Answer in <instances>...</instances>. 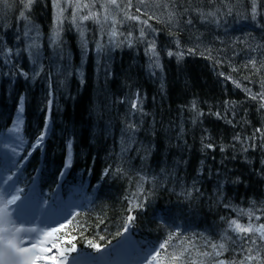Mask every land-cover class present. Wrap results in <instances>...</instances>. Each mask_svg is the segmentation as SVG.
I'll return each instance as SVG.
<instances>
[{"label": "trees", "instance_id": "1", "mask_svg": "<svg viewBox=\"0 0 264 264\" xmlns=\"http://www.w3.org/2000/svg\"><path fill=\"white\" fill-rule=\"evenodd\" d=\"M164 1L0 0V176L65 264H264V0Z\"/></svg>", "mask_w": 264, "mask_h": 264}, {"label": "rangeland", "instance_id": "2", "mask_svg": "<svg viewBox=\"0 0 264 264\" xmlns=\"http://www.w3.org/2000/svg\"><path fill=\"white\" fill-rule=\"evenodd\" d=\"M162 4L167 5L164 0H160ZM23 105V101H22ZM23 112L21 111V102L18 107L15 120L13 121L10 130L18 137V143L23 142ZM19 127V132L15 129ZM17 190L12 182H9L6 178L0 176V209L4 208L6 200L11 199L13 196H17ZM71 206H75L74 201L70 203ZM69 210L57 209L48 204H39L36 200H22L19 198L14 204L7 206L6 222L0 219V235L7 236L14 244L19 248H29V256L34 258L35 256H56L57 248L53 246L52 237H45L43 234L50 231L53 228H57L62 224L65 218L68 216ZM3 213H0V217H3ZM17 228L23 229H36L35 232L21 231L16 232ZM7 229L5 232L4 230ZM3 241L0 240V245ZM36 247L33 249L32 245ZM51 248L50 252H43L42 249ZM94 256H85V259L77 264H94ZM138 262V261H136ZM51 261H45L43 259L37 260L36 264H51ZM158 262H152L151 264H157Z\"/></svg>", "mask_w": 264, "mask_h": 264}, {"label": "snow or ice", "instance_id": "3", "mask_svg": "<svg viewBox=\"0 0 264 264\" xmlns=\"http://www.w3.org/2000/svg\"><path fill=\"white\" fill-rule=\"evenodd\" d=\"M31 2H32V0H28V6H30ZM110 3L116 4V0H110ZM76 7L79 10L81 8V5L79 3H77ZM83 7H87V5H84ZM62 12H63V9H60V14H62ZM252 12L253 13L256 12L255 6L252 8ZM60 14H58V17H57L58 19H60ZM131 18L132 19H139L138 17H135V16H133ZM72 19H73V22L76 21L77 16H76L75 13H73ZM79 19L82 20V21H86V20H89V19H95L98 22V14L97 13H91L89 15H84L82 17H79ZM105 19H107V17H105ZM112 34L116 35L115 32H113ZM57 35H58V33H57ZM140 35L141 36L145 35L143 30H141ZM152 50H153V54L155 55V51H154L155 50V45H154V43L152 44ZM168 55L172 56V55H174V53L173 52H169ZM177 55L182 57L183 53H178ZM250 63L252 64L253 67H255V65H256V61L255 60L250 61ZM156 66L159 67L158 61H157ZM25 75H26V73H25ZM258 97L261 100H264V93H257L256 95H253L252 99H257ZM139 103H140V101L137 98V100H135L133 102L132 107L133 108H138ZM193 107H195V104H193ZM262 107H264V105H262ZM22 110L23 109H22V101H21V111ZM217 115H219V113H217ZM131 127H134V126H131ZM45 129H47V125H45ZM15 131L19 132V127H17L15 129ZM45 134H46V131L41 133L40 137L37 139V145L42 143ZM69 147H70V145H69ZM207 147L211 148V147H213V145L212 144H208ZM68 163L70 164V160L68 161ZM18 199H19V196L17 195V196H13L11 199L5 201L4 208L0 209V213H3L4 215H3V217H0V219H3L6 222L7 206L11 205V204H14ZM134 206L135 207H140L141 205L140 204H134ZM132 219H133V217L129 216L128 217V222H131ZM229 226L232 227L234 231L239 232V233L259 232L261 239H264V225H261L260 228H253L251 225H249L248 227H245V226L241 225L240 223H238L237 221L234 220V221L231 222V224ZM63 227H64L63 224L60 225V228H63ZM60 228H53L50 231L45 232L43 235L45 237H54L55 234L58 231H60ZM4 231L6 232L7 229H5ZM15 231L16 232H21V231L35 232L36 229H34V228H32V229L17 228ZM0 240L3 241V244L0 245V264H36V261L40 260V259H43L45 261H51L52 264H65V261L63 259L65 254H64L63 250L60 251L61 259H59V260L56 258V256H35L34 258H31L29 256V253H30V249L29 248H19V247H17L16 244H14L11 240H9L7 236L0 235ZM166 243L165 244H161L160 248L164 249L166 247ZM53 246H55V245H53ZM35 247H36V245L33 244L32 248L34 249ZM212 247L213 248H217V245H212ZM218 247L223 249L224 245L221 244ZM42 251L43 252H50L51 248H44V249H42ZM185 251H186V249H185ZM249 251H251V250L249 249ZM220 254H221L220 252L216 253V255H220ZM156 255H159V253H156ZM203 255H211V254L210 253H204ZM182 256H183V252L181 253V257ZM172 259L173 260H177V259H179V257L172 256ZM253 259H257L258 260V259H260V257L259 256L253 257L251 255L245 257V260H253ZM217 264H226V262L221 260V261H218ZM233 264H235V262H233ZM240 264H245V261H240Z\"/></svg>", "mask_w": 264, "mask_h": 264}]
</instances>
